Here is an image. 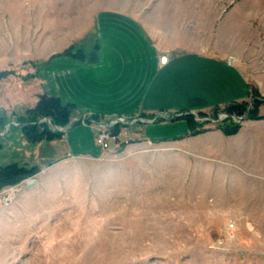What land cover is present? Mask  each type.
I'll return each mask as SVG.
<instances>
[{"label": "rangeland", "instance_id": "obj_1", "mask_svg": "<svg viewBox=\"0 0 264 264\" xmlns=\"http://www.w3.org/2000/svg\"><path fill=\"white\" fill-rule=\"evenodd\" d=\"M130 41L146 45L147 69L130 58L143 56L124 48ZM68 49L70 56H59ZM170 52L241 66L248 84L241 127L256 120L248 115L254 94L264 98L255 72L264 68V0H0V72H11L0 79V165L16 156L34 164L65 145L76 147L29 187L26 207L13 209L22 191L0 208V264H264V224L236 223L234 201L220 203L218 185L205 174L208 159L189 153L186 140H169L186 128L182 112L181 124L144 118L138 126L145 140L109 152L82 121L109 116L79 113L85 99L74 89L70 100L61 98L73 104L70 122L81 120L62 141L25 147L16 125H8L37 104L43 83L75 80L76 69L108 65V56L111 65L101 72L135 70L149 83ZM152 53L160 66L149 62ZM233 103L196 112L207 115L197 121L212 129L233 123L213 114Z\"/></svg>", "mask_w": 264, "mask_h": 264}, {"label": "crops", "instance_id": "obj_2", "mask_svg": "<svg viewBox=\"0 0 264 264\" xmlns=\"http://www.w3.org/2000/svg\"><path fill=\"white\" fill-rule=\"evenodd\" d=\"M124 48H129L135 53L136 51L142 52V57L139 54V56L132 54L130 58L134 57L133 59H136L140 68L142 65L147 69L146 45L130 41ZM170 53L172 57L174 53ZM196 54L192 56L175 55L167 66L160 67L161 70L156 68L149 83L146 77L141 83L135 70L125 75L118 73L113 77L109 75V69L101 72V69L111 65L112 59L108 56L109 61L105 60L108 65L76 69L75 80H59L58 84L53 80L48 81L47 84L43 83L41 94L60 96L70 100V93L74 89L75 97L78 96L80 101L85 99V102H81L78 106L79 113L93 112L100 116L138 118V122L156 115L160 117V113L204 112L215 105L241 102L248 96V84L243 77L241 66H230L219 57L209 55L202 57ZM158 59L152 53L149 62L154 61L155 64L157 62V66H160ZM129 68L128 70L132 69ZM137 71L140 73L141 70ZM255 72L261 75L264 84V68L257 66ZM143 74L146 76L145 71ZM262 99L263 104L259 109V115L264 116V98ZM164 120L177 121L167 117ZM156 121L157 119L154 120ZM138 122L123 130L134 141L145 140L139 132ZM177 122L181 124L183 119ZM181 126H186V128L184 127L180 132L176 131V136L169 140L181 142L186 140L188 149H194L193 152L188 151L189 153L198 156L196 153L200 151L203 158L208 159V172L205 174L211 179H208L211 184L218 185L217 200L220 203L234 201L235 222L264 224V119L248 120L234 135H226L219 128H210L206 132L192 136L187 124L182 123ZM15 128L18 132L16 136L19 138L18 142H22L25 147L31 146V143L24 139L20 126L17 125ZM63 138H65V132L59 138L60 141ZM43 142L45 141L39 144ZM200 142L203 143L199 147ZM133 143L136 142L130 144ZM60 150L61 152L57 150L52 156L47 157V160L38 158L34 164L24 157L16 156L12 162L0 166L13 163L29 168L37 166L40 171L34 175L35 183L33 184H40L44 173L50 170L55 162L64 159L67 155H75L76 147L65 145ZM33 184L23 187V194L14 204L13 209L26 207L24 197L29 195L31 191L29 187ZM227 193L233 195L227 196Z\"/></svg>", "mask_w": 264, "mask_h": 264}, {"label": "trees", "instance_id": "obj_3", "mask_svg": "<svg viewBox=\"0 0 264 264\" xmlns=\"http://www.w3.org/2000/svg\"><path fill=\"white\" fill-rule=\"evenodd\" d=\"M73 50V47H71ZM71 49L66 50L59 56H70L72 51ZM58 57V56H57ZM56 57H53V59ZM52 59V60H53ZM45 64V63H44ZM40 69H38L39 71ZM10 71H2L0 72V79L7 76ZM263 102V99L260 98L256 93L253 98V108L250 110L248 118L250 119H264V116L259 115V108ZM72 107L73 104L71 102H65L61 97L55 95H41L37 104L26 111V115L18 117L19 120L17 123L19 124L22 135L24 139L29 141L30 143H40L42 141H52L62 137L64 131H60L59 129H55L54 127H66L70 120L72 119ZM248 107V103L245 102H237L231 104L224 109L215 108L213 114L217 115L220 112H224L228 114V119L233 120L232 116H242L245 114ZM218 110V111H217ZM201 117H207V115H203L198 113ZM41 118H49L51 119V125L49 123L38 121ZM180 118H183L187 121V124L190 128V135H197L203 132L210 130V128L205 127L206 122H198L196 120L195 115L186 112L182 114ZM164 118H157V121ZM173 120L178 119L172 118ZM2 118H0V122ZM227 123V122H226ZM16 127V126H12ZM226 135H233L239 132L241 128V124L233 121V123L225 124L222 122L218 126ZM119 129V128H118ZM126 146V143H122V149ZM40 171V168L37 166H33L31 168L27 166H21L17 163L9 164L6 166H0V190L4 187L12 184H17L23 179L28 177H32L36 175Z\"/></svg>", "mask_w": 264, "mask_h": 264}, {"label": "built area", "instance_id": "obj_4", "mask_svg": "<svg viewBox=\"0 0 264 264\" xmlns=\"http://www.w3.org/2000/svg\"><path fill=\"white\" fill-rule=\"evenodd\" d=\"M162 61H167V56H162ZM196 120L199 119H207V118H201L197 113H195ZM162 118H166L163 116V114H160ZM218 119H224L228 117V114L224 112H220L218 114ZM159 118V117H158ZM233 120L240 123L241 117L235 116L233 117ZM86 118L82 119V121L85 124H88L89 126H92L95 128V143L96 145L103 151V152H109V151H115L118 148L122 149V143L125 142L126 146L132 142V138L130 136H127L124 133V128L129 125H134L138 122V118L129 119L124 116H115V117H106L105 119H97L94 120L93 118ZM81 120V119H80ZM14 125H19L16 122H13ZM119 128V129H118ZM125 136V137H124ZM35 182L34 176L28 177L26 179H23L17 184H12L4 187L0 190V208L9 205L12 203L14 197H16L17 194H19L24 186L31 185Z\"/></svg>", "mask_w": 264, "mask_h": 264}, {"label": "water", "instance_id": "obj_5", "mask_svg": "<svg viewBox=\"0 0 264 264\" xmlns=\"http://www.w3.org/2000/svg\"><path fill=\"white\" fill-rule=\"evenodd\" d=\"M189 113H191V114H193V115H196L195 114V112H189ZM160 114H163V116H165V117H167V118H175V117H179L180 116V114H170V113H160ZM182 114H184V113H182ZM181 114V115H182ZM233 117H235L234 115H233ZM158 118V117H157ZM156 118V119H157ZM155 119V120H156ZM44 120H47L48 121V119H43V120H40L39 122H41V121H44ZM78 120H80V118H74L66 127H64V128H61V129H59L60 131H65L66 129H68L72 124H73V122L74 121H78ZM38 122V123H39ZM49 122V124L51 125V122H50V120L48 121ZM11 124H13V122L12 123H9L8 125L10 126Z\"/></svg>", "mask_w": 264, "mask_h": 264}]
</instances>
